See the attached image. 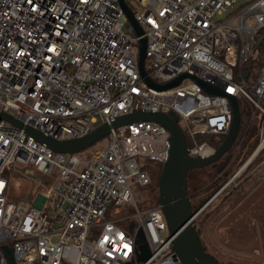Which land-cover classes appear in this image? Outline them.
Segmentation results:
<instances>
[{"label":"built area","instance_id":"2783aa9c","mask_svg":"<svg viewBox=\"0 0 264 264\" xmlns=\"http://www.w3.org/2000/svg\"><path fill=\"white\" fill-rule=\"evenodd\" d=\"M239 2L139 0L136 11L128 5L138 34L120 0H0V112L23 124L0 120V264H184L161 206H143L138 190L153 183L139 160L170 158L167 127L142 120L112 128L105 149L84 159L54 152L25 127L65 141L136 111L175 113L189 156L206 158L229 132L231 100L243 99L255 108L252 120L263 114L260 142L225 188L264 150V62L251 73L264 0ZM183 74L167 89L147 82ZM198 80L224 93H207ZM9 174L37 193L12 200ZM128 207L132 214L121 215Z\"/></svg>","mask_w":264,"mask_h":264},{"label":"water","instance_id":"95a60500","mask_svg":"<svg viewBox=\"0 0 264 264\" xmlns=\"http://www.w3.org/2000/svg\"><path fill=\"white\" fill-rule=\"evenodd\" d=\"M120 2L128 19L135 26L137 33L142 34V29L136 23L133 12L126 3V0H120ZM263 40L264 32L257 39L255 49L258 48ZM145 58L146 39L143 38L141 40L140 52V69L142 75L145 74ZM248 74L249 69L244 73V76L247 77ZM187 76V74H183L174 81L163 85L154 84L150 79H148L147 82L149 85L156 87L157 89H167L179 85ZM198 82L203 86L207 93L214 95H221L224 93L220 87L212 86L201 80H198ZM231 106L233 116L229 132L215 153L206 158H194L189 156L186 136L178 124V117L175 113L165 115L162 113L136 111L132 114L120 116L112 123V125L105 123L98 126L87 136L65 141L53 140L31 127H25V131L39 142L46 144L54 152L73 154L94 145L98 140L109 135L112 128L133 123L135 121H154L167 127L172 133V148L170 158L164 164L162 175L158 180V203L166 217L170 230V237H173V248L181 257L184 264H221L205 250L197 232L196 218L203 207L212 201L222 189L204 206L194 212L192 210L191 202L188 199V174L193 169L202 168L216 163L232 149V145L239 130L241 117L239 102L236 98L231 100ZM2 119L13 123L19 128H23L22 122L15 120L7 113L0 112V120ZM227 158L230 160V156H227ZM222 170V168L219 169V171ZM137 243L139 244V249L141 251L139 254V260H147L150 257V251L142 230L138 233Z\"/></svg>","mask_w":264,"mask_h":264},{"label":"trees","instance_id":"16d2710c","mask_svg":"<svg viewBox=\"0 0 264 264\" xmlns=\"http://www.w3.org/2000/svg\"><path fill=\"white\" fill-rule=\"evenodd\" d=\"M257 50H261V52H264V40L260 43ZM263 62H264V60H261L258 62L259 68H261V66L263 65ZM251 68H253V64H252ZM263 104H264V102H263ZM239 109H240V117H241L240 118V126H239V130L237 132V135H236V139L232 145V149L225 156H223L221 159H219L216 163H213L209 166H205L202 168L193 169L188 174V199L191 202L192 210L194 212H196L202 206H204V204H206L211 199V197H213L228 182L229 178L235 174V172H233L232 169H234L237 166V168H238L237 170H239V168L252 155V153L255 151V149L257 148V146L260 142V125H261V121L263 119V114L259 113L257 115V117L254 120H252V115H253L255 108L253 106L249 105L247 102L244 104V106H242L239 102ZM252 130H253V132H252ZM224 139H225V136L221 137L218 141L212 142L210 140V142H212L214 144V146L216 147V149H218L221 146V144L223 143ZM198 140L200 142H202V141H207L209 139L205 136H198ZM189 144H190V141L187 138V145H189ZM238 146H239V150L237 153H239V154L235 155L233 161L228 166V169H226L225 168L226 166L223 165V166H225L224 168L226 169L224 172V175H221L222 172L219 171V168H218L217 173L215 175V177L218 176V178L216 180H213L209 185L204 187L202 190H198L197 192L190 194V192H189V177H190L191 172L198 170V169L199 170L200 169H207L209 167L216 168L217 165H220L222 163L225 164L227 161V156L230 155V152H232ZM240 150H242L241 153L239 152ZM263 162H264V150H262L258 154V156L246 167V169L243 172H241L233 181H231L209 203V205H211V203L215 199H218L219 196L222 194V196L220 198V202H218V204H216V206L211 209L212 211H215V209H217L218 206L221 205V203L223 202L222 207L225 206L224 212H223V215L225 213L224 217H226V216L230 217L232 214H236L240 218V211H241L240 208L242 209V215L246 216V215L251 214L250 217H242L240 221H237V222L231 221L232 223L229 225V228L231 227L233 229V234H234V236H236L237 239H239V237L242 236L245 232H247V231L250 232V229H252V228H250V226L252 227V225L246 224L249 221V219L250 220L254 219V221H255V219H257L260 221V219H258V217L264 216V178H263L264 177V170L262 172H259L262 168ZM151 163L153 165L152 166L153 168L158 169V175H161L163 172L164 165L154 163V162H151ZM152 167H150V169H152ZM224 168H223V170H224ZM151 173H152V171H151ZM236 179H238V182H235ZM248 182L249 183L251 182L250 184L253 186L251 187V189H249L245 192L244 189H245V186L247 188L248 185H246V184ZM233 183H234L235 188L233 187ZM152 187L153 186L150 187L151 193H153V191L156 189L157 195H153L146 200V202H148V205L158 203V186H155V188H152ZM238 191H240L239 193L240 194L242 193V195L239 198H235V196L238 194ZM154 197H155V199H154ZM153 199H154V202L152 203L151 200H153ZM248 199H249V203H251V201H252V203L250 204L249 207H245L246 206L245 202H247ZM260 203H261V205L258 206ZM145 204L147 206V203H145ZM143 206H145V205H143ZM254 206H256L257 208H254ZM244 209H246L245 211H247V212L244 213ZM217 212L219 214H221V211L219 209ZM223 215H221V216H223ZM203 220L205 222H201V224L197 226V232H198L199 238H200L205 250L207 252H209L221 264H235L236 262L232 261V259L228 260V262H226V260H224V259L223 260L219 259L220 258L219 254H222L224 252L218 244L224 245V240L222 239L221 235H219V237L216 238L217 231L211 230V236L210 237H211V240H213V244H215V246L219 247V250L221 251L220 253H217V252L214 253V251H216V250H213L212 246H209L207 244L206 240L202 236V227L203 226L207 227L206 224L207 223L209 224L210 222H213V225H215V223L217 221V217L214 219L213 216L211 217L208 215L207 218L203 219ZM248 223H250V222H248ZM235 225H237L236 228H233L232 226H235ZM213 228L215 229V227H213ZM226 238H228V237H226ZM239 241H240V239H239ZM249 241L250 240H248V242ZM253 249H254V247H253ZM253 249H252L253 252H242V255L241 254H235L236 256H239L236 259L245 258V256H248L245 259H250V258L253 259V256L255 257L256 255H259L258 253L254 254V251L256 250V248L254 250ZM256 259H257V261L259 260L258 258H256Z\"/></svg>","mask_w":264,"mask_h":264},{"label":"rangeland","instance_id":"374dc122","mask_svg":"<svg viewBox=\"0 0 264 264\" xmlns=\"http://www.w3.org/2000/svg\"><path fill=\"white\" fill-rule=\"evenodd\" d=\"M126 1H127L128 5L130 6V8L133 11H136L138 9L139 0H126ZM247 1H250V0H240L239 4L237 6L243 4V3L247 2ZM224 17L225 16H218V19H223ZM263 54H264V52H261V50H257L255 52V55H254V58H253V61H254L253 62V68H252V71H251L252 76L254 75V70L255 69H259V63L258 62L263 60V57H264ZM239 102H240V104L242 106H244V104L246 103L245 100H243V99H240ZM263 106H264V104H263ZM252 132H253V130H252ZM109 139H110L109 135H107L104 138L98 140L94 145H92V146H90V147L78 152L77 154L82 159L88 158V157L91 156V154L95 150L101 151V150L105 149V147L107 146V144L109 142ZM238 150H239V146L236 149H234L232 152H230L231 159L228 162V165H225V164L222 163L220 165H217L216 168L209 167L207 169H200V170L198 169V170H195V171L191 172L190 177H189V192H190V194H192L194 192H197L198 190H202L204 187L209 185L213 180H216L218 178V176L215 177V175L217 173V169L218 168L219 169L220 168L223 169L225 166H226L225 168L228 169V166L233 161L235 155L239 154V153H237ZM239 152L241 153L242 150H240ZM139 163H140L141 166L142 165H148L149 167L153 166L151 162H148V161H145V160H139ZM223 165H225V166H223ZM143 167L144 166H142V168ZM225 168H224V170L221 171L222 172L221 175H224V172L226 170ZM237 169H238L237 166L234 169H232L233 172H235V174L238 171ZM150 170L152 171L151 176H152V179H153V183H152L151 186H153L152 188H155V186H158V180H159V178H160V176L162 174L158 175V169H156V168L152 167V169H150ZM262 171L263 170H260L259 172H262ZM234 175L231 176L229 178V180L232 179L234 177ZM8 177H9L10 180L13 177V179H12L13 183H12V186H11V188H12L11 192L12 193H11V196H10V198L12 200H22V199H25V197H27V195L31 194V189L33 187V184H32V182L30 180H28L25 177L13 176L11 174H9ZM235 182H238V179H236ZM250 183L248 182L246 184L248 186H247V188L245 186V189H244L245 192L247 190L251 189V187L253 186ZM233 187H234V183H233ZM138 190L145 195V201H144V204H143L145 206H146L145 203H147V205H148V202H146V200L149 197H151L153 195H157L156 189L154 191L152 190L153 193H151V190H150L149 187L139 188ZM32 191H33V194L35 195L37 193V188H33ZM239 192L240 191H238V194L235 196V198H239L242 195V193L240 194ZM221 196H222V194L219 196L218 199H215L211 203V205L208 204L209 206L207 205L205 207V209L198 215V217L196 218V225L197 226L200 225L201 222H205L203 219H206L208 215L211 216V217L213 216L214 219L217 217V221H216L215 225H212L213 227L217 226L216 224L225 216V213L223 215L225 206L222 207V205H223V202H222L221 205H219L218 208L215 209V211H212L211 209L213 207H215L216 204H218V202H220ZM154 199H155V197H154ZM154 199L151 200L152 203L154 202ZM31 201H32V203H35V199H32ZM251 203H252V201H251ZM251 203H249V199H248L247 202H245V204H246L245 207H249ZM152 205H154V204H152ZM260 205H261V203L258 206H260ZM254 208H257V207L254 206ZM218 209L221 211V214H219L217 212ZM240 210H241L240 211V218L236 214H232L230 217L227 218V222L226 223H228V221L237 222V221H240L242 217H250L251 216V214H249V213H248L249 215H246V216L242 215V209L240 208ZM245 210L246 209H244V213L247 212ZM132 212H133L132 209L130 207H128L125 211H123L121 213V215H124V216L131 215ZM221 215H223V216H221ZM258 219H260V221L257 220V219H255V221H254V219L253 220L249 219L248 222H250V223H248V222L246 223L247 225H252V227L250 226V228H252V229H250V232L247 231L242 236L239 237V239H240V243L239 244L242 246V248H240V249H229V248H226L224 245H220V244L217 243L222 248V250L224 252L222 254H219V256H220L219 259H222V260L224 259V260H226V262H228V260L232 259V261L236 262L235 264H264V216H259ZM206 225H208V223ZM236 226L237 225L232 226V227L236 228ZM208 233H209V237H210L211 236V230H209ZM223 236L231 237L232 239L236 238V236H234V234L232 232H226ZM248 240L251 241L250 245L248 244ZM253 247L256 248V250L254 251V254L258 253L259 255H256L255 257L253 256V259L252 258L245 259L248 256H245V258L236 259L239 256H236L235 254H241L242 255V252H247L246 249L252 250ZM256 258H258L259 260L257 261Z\"/></svg>","mask_w":264,"mask_h":264},{"label":"crops","instance_id":"0c3cea01","mask_svg":"<svg viewBox=\"0 0 264 264\" xmlns=\"http://www.w3.org/2000/svg\"><path fill=\"white\" fill-rule=\"evenodd\" d=\"M12 193V192H11ZM11 196V195H10ZM30 198V196L29 195H27V197H25V199H29ZM227 216L226 217H224L223 219H221L218 223H217V226L215 227V229L213 228V222H210L208 225H207V227L205 226H203L202 227V236H203V238L206 240V242H207V244L209 245V246H212V248H213V250H216V251H214V253H220L221 251L219 250V247L218 246H215V244H213V240H211V238L209 237V233H208V231L209 230H214V231H217V233H216V238H218L219 237V235H221L222 236V239L224 240V246L226 247V248H229V249H240V248H242V246L239 244L240 243V241H239V239H237V238H234V239H232V238H230V237H228V238H226L225 236H223L226 232H232L233 233V229L230 227L229 228V225L232 223V222H230V221H228V223H226L227 222ZM220 236V237H221ZM234 240V241H233ZM248 244L250 245L251 244V241H249L248 242ZM255 248V247H254ZM247 250V252H253L252 250H250V249H246ZM254 250V249H253Z\"/></svg>","mask_w":264,"mask_h":264},{"label":"flooded vegetation","instance_id":"af4514ba","mask_svg":"<svg viewBox=\"0 0 264 264\" xmlns=\"http://www.w3.org/2000/svg\"><path fill=\"white\" fill-rule=\"evenodd\" d=\"M228 156H230V155H228ZM230 159H231V156H230ZM229 161H230V160H228V158H227V162H226V163L224 162L225 165H228V162H229ZM221 189H222V188H221ZM221 189H220V190H221ZM220 190H219V191H220ZM219 191H218V192H219Z\"/></svg>","mask_w":264,"mask_h":264}]
</instances>
